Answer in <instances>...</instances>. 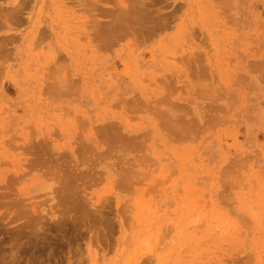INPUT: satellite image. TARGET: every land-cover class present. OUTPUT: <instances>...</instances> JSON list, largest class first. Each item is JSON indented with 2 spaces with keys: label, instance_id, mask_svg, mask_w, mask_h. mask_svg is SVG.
<instances>
[{
  "label": "rangeland",
  "instance_id": "1",
  "mask_svg": "<svg viewBox=\"0 0 264 264\" xmlns=\"http://www.w3.org/2000/svg\"><path fill=\"white\" fill-rule=\"evenodd\" d=\"M0 264H264V0H0Z\"/></svg>",
  "mask_w": 264,
  "mask_h": 264
},
{
  "label": "bare ground",
  "instance_id": "2",
  "mask_svg": "<svg viewBox=\"0 0 264 264\" xmlns=\"http://www.w3.org/2000/svg\"><path fill=\"white\" fill-rule=\"evenodd\" d=\"M46 229H44V231H45Z\"/></svg>",
  "mask_w": 264,
  "mask_h": 264
}]
</instances>
